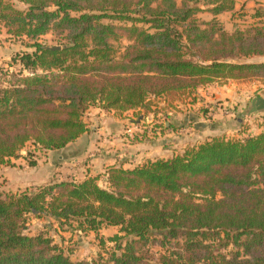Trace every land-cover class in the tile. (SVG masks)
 Listing matches in <instances>:
<instances>
[{"label":"trees","instance_id":"obj_1","mask_svg":"<svg viewBox=\"0 0 264 264\" xmlns=\"http://www.w3.org/2000/svg\"><path fill=\"white\" fill-rule=\"evenodd\" d=\"M14 1L25 9L0 0V28L32 50L11 59L17 73L0 71V168L26 144L57 151L77 140L92 106L146 111L151 98L264 80V60H252L264 59L262 25L228 33L199 19L233 12L235 0ZM48 33L60 38L57 50L39 42ZM29 216L119 235L107 258L72 261L44 234H25ZM0 264H264V129L80 181L0 192Z\"/></svg>","mask_w":264,"mask_h":264},{"label":"crops","instance_id":"obj_2","mask_svg":"<svg viewBox=\"0 0 264 264\" xmlns=\"http://www.w3.org/2000/svg\"><path fill=\"white\" fill-rule=\"evenodd\" d=\"M237 1L235 0L233 12L236 10ZM245 1L247 0L243 2ZM233 12L222 13L217 16L211 15V19L218 20L217 18L220 16L232 14ZM252 60L263 61L264 59L254 58ZM227 82L238 83L232 80ZM216 84L201 87L190 94L198 100L197 91L207 90ZM152 99H163L166 105L169 103L178 109L174 104L177 103L178 99L173 103L164 97ZM210 100L212 99H206L205 102ZM186 106L194 108L192 104H186ZM200 107H205V105ZM147 108L146 111L136 109L123 112L125 114L131 111L140 112L138 121H129V124L135 127L124 130V126L127 124L126 120L121 116H114L120 112L91 107L86 115L92 116L89 120L94 123L93 125L97 124L95 129L91 127L92 125H87L88 131L85 134L61 150L38 151L32 145L24 147L17 158H10L8 164L0 168V192L15 193V191L20 192L30 189V187L70 179L80 181L95 174L104 173L106 167L113 164L122 165L124 168H132L139 165V160L147 162L161 158L166 159L181 153L187 146L200 144L211 137L220 136L224 132L229 133L231 131L224 127V122L228 117L217 112L211 117H208L209 113L207 115L203 113L198 115L199 119H195V117L186 116L191 114L190 110L180 113L169 108L164 112L165 115L170 116V120L163 123V128L154 126L155 133H144V135L133 140L134 142L125 139V133L136 129V127H141L145 120L149 122L163 116V112L156 111L157 109L153 104L149 103ZM210 119H214V124L208 123ZM84 122L86 123L85 120ZM138 132H141V130H138ZM226 139L229 138L226 137ZM27 153H30L31 156L27 157ZM164 154H167V156ZM29 160H34L35 165L30 166Z\"/></svg>","mask_w":264,"mask_h":264},{"label":"rangeland","instance_id":"obj_3","mask_svg":"<svg viewBox=\"0 0 264 264\" xmlns=\"http://www.w3.org/2000/svg\"><path fill=\"white\" fill-rule=\"evenodd\" d=\"M14 3V6L17 9L23 10L25 7L14 0H10ZM238 0L235 12L232 14H224L218 19L220 26L228 33H233L235 30H245L249 26L258 23L264 27V3L263 0ZM257 2V3H255ZM260 5V6H258ZM259 14H262V18H258ZM201 21H210L211 15L206 12H202L199 15ZM58 37L52 33L41 37L39 42L48 45V46H58L59 43ZM121 45L118 46L119 53L123 52V47L127 43L122 40ZM117 46V44H115ZM32 49L27 48L24 44L17 39L9 38L5 34V30L0 28V71L8 70L9 73L19 71L18 66H10L11 59L19 53L24 51L30 52ZM2 83V78H0V85ZM197 98L192 94L184 97L177 98V103L171 101L178 109L175 108L172 104L166 105L163 102V99H152L149 103L153 104L156 107V111L163 112V116L159 117L157 120L146 121L141 124V127H136V129L127 132L124 134L125 139L129 141L136 140L144 133H155L153 130L154 126L163 128V123L170 120V116L165 115V110L172 108L176 112L184 113L190 110L191 114L186 116L195 117L199 119L198 115H202L203 111L200 107L201 105L212 106L215 105L217 112L226 118L224 127L228 130H231L229 133H222L220 136L225 138L238 140L247 138L250 135H255L263 131L264 129V114H256L250 117H242V113L245 111L246 107L249 105L250 101L254 97H264V80H253L245 82H225L216 84L209 89L196 92ZM217 95V97H216ZM206 99H212L209 102H205ZM186 104L194 105V108L186 106ZM196 104V106H195ZM207 105V106H206ZM95 107V106H92ZM184 111V112H183ZM120 112V111H119ZM87 113V112H86ZM83 116V121H86V125L93 127L95 129L96 125L89 120L92 116L86 115ZM120 112L114 116H121L126 120L127 124L124 126L127 130L128 128L135 127L130 125L129 121H138L140 112H128L127 114ZM230 115V116H228ZM209 115L208 117H211ZM125 122V123H126ZM214 119H210L208 123L214 124ZM153 125L152 127L150 125ZM141 130V132H138ZM134 142V141H133ZM31 144H26L25 147H30ZM186 148V147H185ZM184 148V149H185ZM183 149V150H184ZM182 150V151H183ZM182 153V152H181ZM180 154V153H178ZM167 156V154H164ZM159 156V155H157ZM147 161V160H146ZM140 162V163H139ZM139 164L145 162L140 161ZM96 175V174H95ZM35 187H30L27 189L29 192H33ZM24 191V190H22ZM2 193H12L14 192H4ZM15 193H18L15 191ZM25 234L29 236H35L36 234H44L46 237L50 238L52 242L63 250L65 255H67L72 261H95L99 259L107 258L108 255L112 252L114 243L111 242V238L115 235H119V229L116 227H104L100 229L97 233L92 231H83L78 227L76 222H66L62 225H58L53 220L48 218H43L37 220L32 216L27 217L26 221ZM155 239V238H154ZM154 239L152 240L154 242ZM155 243V242H154ZM154 243L147 244L152 245ZM158 248L157 246L149 247V253L153 254Z\"/></svg>","mask_w":264,"mask_h":264},{"label":"water","instance_id":"obj_4","mask_svg":"<svg viewBox=\"0 0 264 264\" xmlns=\"http://www.w3.org/2000/svg\"><path fill=\"white\" fill-rule=\"evenodd\" d=\"M58 46H51L50 50H57ZM256 114H264V97H254L242 113V117H250Z\"/></svg>","mask_w":264,"mask_h":264},{"label":"built area","instance_id":"obj_5","mask_svg":"<svg viewBox=\"0 0 264 264\" xmlns=\"http://www.w3.org/2000/svg\"><path fill=\"white\" fill-rule=\"evenodd\" d=\"M208 107V113L211 115H214L215 114V110H216V108H215V105H212V106H207Z\"/></svg>","mask_w":264,"mask_h":264}]
</instances>
